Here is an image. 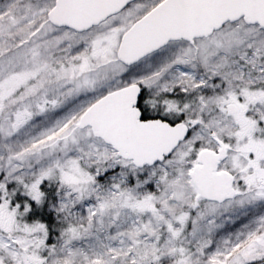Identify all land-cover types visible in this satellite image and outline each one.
<instances>
[{"label":"snow or ice","instance_id":"obj_1","mask_svg":"<svg viewBox=\"0 0 264 264\" xmlns=\"http://www.w3.org/2000/svg\"><path fill=\"white\" fill-rule=\"evenodd\" d=\"M0 264H264V0H0Z\"/></svg>","mask_w":264,"mask_h":264}]
</instances>
